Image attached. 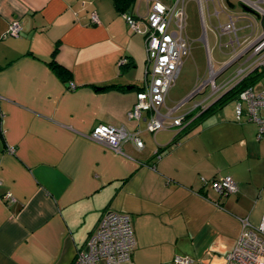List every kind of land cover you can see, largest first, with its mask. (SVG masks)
<instances>
[{
    "label": "crops",
    "instance_id": "obj_1",
    "mask_svg": "<svg viewBox=\"0 0 264 264\" xmlns=\"http://www.w3.org/2000/svg\"><path fill=\"white\" fill-rule=\"evenodd\" d=\"M148 3L135 0L133 31L113 0H0V264H71L106 209L131 218L136 245L123 264H175L176 256L225 264L244 223L264 222V135L236 120L235 98L177 139L180 127L150 133L144 119L128 118L148 77ZM184 12L190 36L203 42V78L215 72L216 84H228L252 69L242 54L264 31V0H185ZM197 80L188 76L172 106L167 93L161 112L189 111L191 120L237 83L186 107ZM251 89L264 90V73ZM98 124L139 129L143 148L128 141L115 153L89 138ZM227 175L235 193L212 189Z\"/></svg>",
    "mask_w": 264,
    "mask_h": 264
},
{
    "label": "built area",
    "instance_id": "obj_2",
    "mask_svg": "<svg viewBox=\"0 0 264 264\" xmlns=\"http://www.w3.org/2000/svg\"><path fill=\"white\" fill-rule=\"evenodd\" d=\"M184 3L185 0H172L170 3L149 0L147 13L143 17L146 26L144 40L148 77L144 87L136 92L135 102L128 112V118L144 119L145 129L150 133H156L168 127H181L190 121L184 115L173 118L169 112L163 113L160 110L169 88L178 75L183 58L189 54V41L184 32L186 23ZM123 17L129 28L140 31L138 22L133 17L128 14H123ZM90 19L96 22V14L92 13ZM231 29H233L231 23L223 27L225 31ZM17 31H19L18 23L11 22L9 32L14 34ZM263 47L264 37L254 46L253 51L257 52ZM260 53L256 63L264 64V49ZM240 72L241 69L228 84L222 85L216 84L215 72H211L209 77L202 81L192 93L207 86L210 93L206 97L208 99L221 88L228 87L231 82L232 84L238 82ZM235 100L236 120L244 118L246 121L255 122L257 137H262L264 135V90L255 93L251 87L244 88ZM201 104L202 102H196L193 106L197 107ZM139 132V129L128 131L123 126L98 124L89 133V138L105 145L115 153H122V145L128 141L132 142L136 149L143 148L144 143ZM210 186L223 194H232L238 189L236 181L229 175L212 179ZM4 198H11V195L7 193ZM135 245L130 215L123 211L106 209L83 247L77 250L71 264L128 263L132 260ZM174 263L192 264V260L186 256H176ZM225 264H264V222L257 227H250L244 223L235 246L225 257Z\"/></svg>",
    "mask_w": 264,
    "mask_h": 264
},
{
    "label": "rangeland",
    "instance_id": "obj_3",
    "mask_svg": "<svg viewBox=\"0 0 264 264\" xmlns=\"http://www.w3.org/2000/svg\"><path fill=\"white\" fill-rule=\"evenodd\" d=\"M189 26H190V24H189V21L187 20V17H186L185 32H186V35H187L188 40H189L190 50L191 51H190V53L187 56H185L183 58L182 66L180 68V72H179L177 78L174 80L173 84L171 85V87H170V89L168 91L169 96L166 99V103H169L170 106L175 104V103H171L170 102V100H172V97H173L172 95L176 94L179 91V89L186 82V79L188 78L189 75H190V77H192L193 81L198 79L197 80V82H198L197 86L199 84H201L202 81H204L208 77L207 76L206 78H203V74H201L200 58H198V55L202 54V51H201L202 48H200L199 44L200 43L202 44L203 42L200 39H197V38L194 39L193 37L190 36L189 32L192 31V28H190ZM143 27H144V25H143ZM202 29L204 30L205 27L201 26V28H200V27L197 26V28H196L197 32L199 33V36H200V34H202ZM238 34L240 35L241 33L238 32ZM257 36H259V35H256L254 37V39L248 44V46L246 48H244L243 54H242L243 56L247 57V59L253 60V63L250 65L252 67L256 64V59L261 55V53L254 54V53H256L255 51H253L254 46H253V48L250 49L251 43L256 39ZM224 38H225V36L222 37V40H224ZM197 41L199 42V44L197 43ZM195 47H196V50H195ZM222 50L224 51V49H222ZM234 66L235 65H233L232 67L227 69L221 76H219L218 79L224 78L226 75H228L229 73L234 71V69H235ZM206 89H208V87ZM207 93H209V91H206V93L203 94V96L206 95ZM203 96H201V95L195 96L192 101L187 102L186 107L190 106L193 103L194 100H197V101L200 100ZM183 108H185V107H183Z\"/></svg>",
    "mask_w": 264,
    "mask_h": 264
},
{
    "label": "trees",
    "instance_id": "obj_4",
    "mask_svg": "<svg viewBox=\"0 0 264 264\" xmlns=\"http://www.w3.org/2000/svg\"><path fill=\"white\" fill-rule=\"evenodd\" d=\"M114 6L117 11H119L121 14H128L130 17L132 16V8L135 3V0H113ZM49 64L51 67L57 71V73L62 72L61 77L66 76V71L61 67L59 64L55 63L54 60L49 61ZM66 72V73H65ZM264 73V68L256 67L253 70H251L249 73H247L245 76H243L236 84H234L230 89L222 93L215 102H213L209 107L205 108L204 110L198 111L197 117H194L191 119L188 124L185 126H181L178 130V133L176 134L174 139H177L178 136L185 134L189 129H191L194 125L197 124V122L201 121L203 117H205L209 112L216 110L218 107L224 105L229 100L234 99L237 97L238 93L243 90L244 88L251 87L252 84ZM191 115H187V119H190ZM179 128V127H178ZM0 134L1 129H0Z\"/></svg>",
    "mask_w": 264,
    "mask_h": 264
},
{
    "label": "water",
    "instance_id": "obj_5",
    "mask_svg": "<svg viewBox=\"0 0 264 264\" xmlns=\"http://www.w3.org/2000/svg\"><path fill=\"white\" fill-rule=\"evenodd\" d=\"M264 37V33L262 34H260L252 43H251V45H250V49L251 48H253V46H255L262 38ZM264 49V47L261 49V50H259V51H257L256 52V54H259L262 50ZM240 54H238V56H239ZM238 56H236V58L238 57ZM235 58V59H236ZM235 60L233 59L232 61H230V63L228 64V65H230V64H232L233 62H234ZM256 67H261V68H264V64H259V63H256L253 67H252V69L251 70H253L254 68H256ZM250 70V71H251ZM249 71V72H250ZM249 72H247V73H249ZM217 74V73H216ZM214 75V79H215V77L217 76V75ZM206 88H207V86H205L202 90H198V91H195V92H193V93H191L187 98H186V100H191V99H193L195 96H197V95H199V94H204L205 93V91H206ZM218 98V97H217ZM217 98H216V100H217ZM216 100H214L213 102H215ZM190 112L188 111L187 113H185L184 114V116H187L188 114H189Z\"/></svg>",
    "mask_w": 264,
    "mask_h": 264
},
{
    "label": "flooded vegetation",
    "instance_id": "obj_6",
    "mask_svg": "<svg viewBox=\"0 0 264 264\" xmlns=\"http://www.w3.org/2000/svg\"><path fill=\"white\" fill-rule=\"evenodd\" d=\"M195 117H197V115H196ZM192 119H193V118H192Z\"/></svg>",
    "mask_w": 264,
    "mask_h": 264
}]
</instances>
